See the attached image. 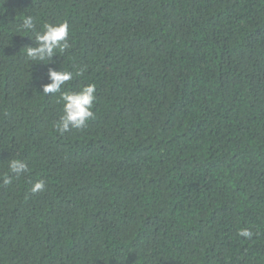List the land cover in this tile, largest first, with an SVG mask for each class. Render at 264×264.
<instances>
[{
    "label": "trees",
    "instance_id": "1",
    "mask_svg": "<svg viewBox=\"0 0 264 264\" xmlns=\"http://www.w3.org/2000/svg\"><path fill=\"white\" fill-rule=\"evenodd\" d=\"M24 15L71 47L30 62ZM49 67L96 85L85 127H54ZM12 158L0 264H264V0H0V176Z\"/></svg>",
    "mask_w": 264,
    "mask_h": 264
},
{
    "label": "clouds",
    "instance_id": "2",
    "mask_svg": "<svg viewBox=\"0 0 264 264\" xmlns=\"http://www.w3.org/2000/svg\"><path fill=\"white\" fill-rule=\"evenodd\" d=\"M69 24L67 21L45 22L37 28V21L33 15H24L18 26V31L29 33L34 44L25 47V55L30 62L48 63L59 53H63L71 47L69 43ZM81 68L76 75H83ZM48 83L43 85V93H59V101L62 102V115L55 122L54 127L61 133L71 129H81L86 126L87 121L95 118L93 111L96 101V85L88 83L75 91H62L67 82L73 79V72L67 69L48 68ZM29 164L25 159L12 158L8 161L7 173L0 176V183L10 185L13 179H19L29 172ZM45 188L44 179L36 180L30 189L32 194L43 191ZM239 236L251 238L253 232L243 228L238 232Z\"/></svg>",
    "mask_w": 264,
    "mask_h": 264
}]
</instances>
